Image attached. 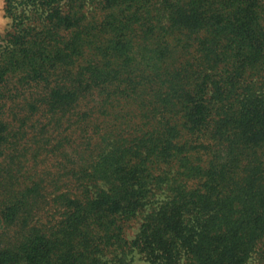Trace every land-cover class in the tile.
Returning a JSON list of instances; mask_svg holds the SVG:
<instances>
[{"label": "trees", "instance_id": "obj_1", "mask_svg": "<svg viewBox=\"0 0 264 264\" xmlns=\"http://www.w3.org/2000/svg\"><path fill=\"white\" fill-rule=\"evenodd\" d=\"M5 8L0 264H264V0Z\"/></svg>", "mask_w": 264, "mask_h": 264}, {"label": "rangeland", "instance_id": "obj_2", "mask_svg": "<svg viewBox=\"0 0 264 264\" xmlns=\"http://www.w3.org/2000/svg\"><path fill=\"white\" fill-rule=\"evenodd\" d=\"M6 0H0V34L5 35L11 29V18L6 13ZM139 221L135 220L128 229V237L133 238L138 230ZM133 264H151L137 251L130 254Z\"/></svg>", "mask_w": 264, "mask_h": 264}]
</instances>
